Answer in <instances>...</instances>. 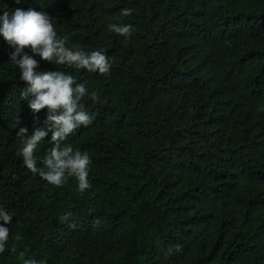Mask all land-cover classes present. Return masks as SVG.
Here are the masks:
<instances>
[{"label": "trees", "instance_id": "1", "mask_svg": "<svg viewBox=\"0 0 264 264\" xmlns=\"http://www.w3.org/2000/svg\"><path fill=\"white\" fill-rule=\"evenodd\" d=\"M30 6L112 67L32 53L98 91L83 100L92 122L63 142L92 158L81 193L17 154L19 126H44L43 157L52 122L21 98L0 37V205L14 213L0 264H23L21 251L40 264H264V0H0V11ZM111 23L135 30L126 39Z\"/></svg>", "mask_w": 264, "mask_h": 264}, {"label": "clouds", "instance_id": "2", "mask_svg": "<svg viewBox=\"0 0 264 264\" xmlns=\"http://www.w3.org/2000/svg\"><path fill=\"white\" fill-rule=\"evenodd\" d=\"M133 11L130 7L121 9L123 16H128ZM109 28L126 39L135 30L131 23H111ZM0 37L14 46V50L10 52V60L19 69V79L26 82L20 91L21 98L27 100L33 113H38L47 106V120L52 122V134L48 139L51 146L43 157L38 156L36 150L48 136V128L44 126H36L31 130L27 125L19 126L16 134L22 143L17 148V154L23 157V163L28 169L39 173L54 185H63L70 177H75L78 191L83 193L91 187L89 171L92 158L87 151L63 142L78 127L92 122L94 115L85 108L83 100L87 96L94 101L99 100L98 91H90L87 82H78L71 72L58 68H40V60L32 53L39 54L42 59L54 62L55 65L66 64L99 73L111 70V58L102 48L89 51L78 45L70 46L67 36L58 35L51 14L31 6L0 11ZM18 119L17 117V122ZM38 161L41 162L39 165ZM13 216V212L0 205V253L8 247V225L12 223ZM11 250L16 251L15 245ZM20 257L23 264H40L36 258H24L23 251L20 252Z\"/></svg>", "mask_w": 264, "mask_h": 264}]
</instances>
